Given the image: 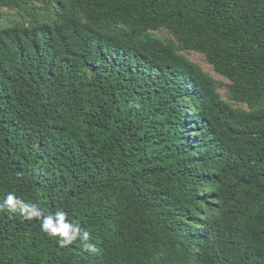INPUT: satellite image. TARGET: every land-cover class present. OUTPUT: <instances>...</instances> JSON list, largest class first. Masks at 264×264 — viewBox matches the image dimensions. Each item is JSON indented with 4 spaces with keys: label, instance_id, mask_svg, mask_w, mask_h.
<instances>
[{
    "label": "trees",
    "instance_id": "16d2710c",
    "mask_svg": "<svg viewBox=\"0 0 264 264\" xmlns=\"http://www.w3.org/2000/svg\"><path fill=\"white\" fill-rule=\"evenodd\" d=\"M1 20L0 264H264V0H0Z\"/></svg>",
    "mask_w": 264,
    "mask_h": 264
},
{
    "label": "clouds",
    "instance_id": "9594fccd",
    "mask_svg": "<svg viewBox=\"0 0 264 264\" xmlns=\"http://www.w3.org/2000/svg\"><path fill=\"white\" fill-rule=\"evenodd\" d=\"M3 11H6L7 15L10 16V20L13 21V25H15L16 27L19 26L18 23H16V24L14 23V21H16V20H15L14 15L12 14V12H10L8 10H3ZM4 23L5 22L3 20H1L0 26ZM158 33L159 32H157V34ZM157 36H160V35H157ZM6 203L9 206L8 210L10 212H13V213H15L17 211L22 212L25 207H33V208L35 207L34 205H26L23 202H17L16 198L12 194H10L8 196ZM41 215H42V213L39 211H33L31 213V216L39 217ZM65 215L66 214L63 211H59L55 214V216H51V215L47 216L44 219V222L42 224L43 229L45 231H48L50 235H60L62 237V239L60 240L61 246H64L67 243H71L72 239L76 238L75 234L71 238H69V236H68L69 230L71 229V225L69 223L65 222ZM54 220H55V224L53 223ZM49 226H51V228ZM72 231H73V233H78L79 229H72ZM87 237H88V234L85 232L83 234V239L87 240ZM85 250L94 251L95 247L92 244H86Z\"/></svg>",
    "mask_w": 264,
    "mask_h": 264
},
{
    "label": "rangeland",
    "instance_id": "374dc122",
    "mask_svg": "<svg viewBox=\"0 0 264 264\" xmlns=\"http://www.w3.org/2000/svg\"><path fill=\"white\" fill-rule=\"evenodd\" d=\"M157 35H160L162 37H170V35L165 34V33H158ZM185 55L193 62L197 63L201 69L206 72L211 74L213 77L217 78V80L219 82L222 83V85H224V83L227 84V82L221 78L220 76H215V74H213L212 72V68L210 66H208L207 64L204 63V58L201 54L197 53V52H185ZM218 93L220 94L222 99H225V94H226V88L225 87H220L218 89Z\"/></svg>",
    "mask_w": 264,
    "mask_h": 264
}]
</instances>
